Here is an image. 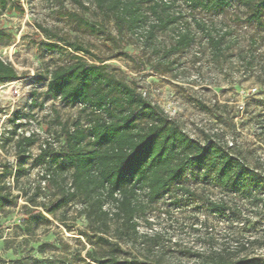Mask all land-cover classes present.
Instances as JSON below:
<instances>
[{"label":"rangeland","instance_id":"obj_1","mask_svg":"<svg viewBox=\"0 0 264 264\" xmlns=\"http://www.w3.org/2000/svg\"><path fill=\"white\" fill-rule=\"evenodd\" d=\"M162 1L170 7L163 11L157 6L161 15L177 19L168 27H156L152 37L146 31L157 22L150 7L154 2L142 4L141 25L133 30L126 27L121 35L105 19L119 43L106 33L91 35L70 24L65 16L68 10L102 20L89 0H82L85 9L72 0L0 3V58L18 74L0 83V185L12 198L0 206V264H86L92 262L87 259L89 250L106 252L93 244L80 202L72 201L55 218L31 202L48 205L58 191L49 181V161L38 164L34 158L42 148L62 149V124L87 125L80 104L64 103L48 91L50 72L67 63L72 50L60 43L61 51H46L42 42L48 40L40 25L84 44L91 53L83 54L88 60H102L117 78L159 105L188 136L201 144L207 138L220 142L247 167L255 168L264 181V4L256 21L249 19L256 0H233L229 8L214 12L192 10L183 0ZM196 21L204 22L214 39L221 40L218 47H213ZM185 33L189 41L175 49ZM26 135L35 142L18 172L14 143ZM176 184L190 194L176 186L155 202L139 196L144 208L136 214L137 234H121L117 240L123 259L135 256L150 264H199L217 251L231 253L234 259L255 257L257 264H264V189L258 192L262 200L254 201L189 173ZM221 200L229 203L230 212L209 209V201ZM34 208L49 221L30 218ZM109 224L104 235L113 240L119 233L118 222ZM245 242L246 249L236 253Z\"/></svg>","mask_w":264,"mask_h":264},{"label":"trees","instance_id":"obj_2","mask_svg":"<svg viewBox=\"0 0 264 264\" xmlns=\"http://www.w3.org/2000/svg\"><path fill=\"white\" fill-rule=\"evenodd\" d=\"M72 1L80 8H86L82 0ZM183 1L192 10L214 12L229 8L233 0ZM89 2L98 8L102 20L94 21L82 12L68 10L65 16L70 24L91 35L106 33L108 39L118 43L119 39L105 26V19L112 21L116 33L121 35L126 27L131 30L139 27L145 17L141 5L154 2L150 7L157 22L146 31L148 37H152L156 27H168L177 19L174 15L163 17L157 10L159 5L163 11L170 7L162 0ZM0 3L4 5L5 0H0ZM255 3L249 19L259 21L264 0H256ZM196 25L206 30L204 22L196 21ZM40 29L48 40L42 42L46 51H61L63 47L60 43L72 50L68 62L53 67L50 72L48 91L64 103L80 104L87 114V125L83 128L76 124L74 128H69L62 124V149L42 148L34 158L38 164L49 161V181L58 191L57 197L48 205L31 202L53 218L58 210L72 201L81 203L80 213L87 220V231L95 238L93 244L106 249L101 254L89 250L86 255L92 262L86 264H150L135 256L123 259L120 253L124 251L117 240L121 234H137L136 214L144 208L140 195L144 194L148 202H155L172 187L179 186L176 183L186 173L230 194H240L254 201L262 200L258 192L264 189V181L255 168L246 166L241 157L230 153L216 140L207 138L201 144L198 139L188 136L159 105L139 93L129 82L117 78L102 60L97 63L88 60L83 54L91 53L84 44L63 39L41 25ZM206 35L213 47L221 43L207 30ZM188 41L187 33L181 35L175 49ZM17 77L13 65L0 58V83ZM34 142L31 135L15 141L18 172L29 160ZM179 188L190 194L182 185ZM11 202L10 193L0 185V206ZM208 204L215 213L224 214L231 210L226 200L209 201ZM29 216L49 221L37 208ZM60 220L63 221L62 218ZM110 221L118 222L116 231L119 233L113 240L104 235L108 232ZM87 231H81L82 235L88 237ZM247 245V242L241 243L235 252L243 251ZM230 254L212 251L199 264H257L255 257L234 259Z\"/></svg>","mask_w":264,"mask_h":264}]
</instances>
